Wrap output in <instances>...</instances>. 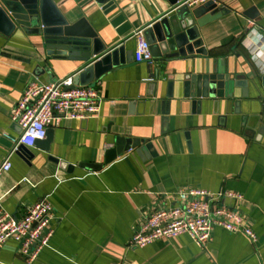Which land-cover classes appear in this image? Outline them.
Returning <instances> with one entry per match:
<instances>
[{"label": "crops", "instance_id": "obj_1", "mask_svg": "<svg viewBox=\"0 0 264 264\" xmlns=\"http://www.w3.org/2000/svg\"><path fill=\"white\" fill-rule=\"evenodd\" d=\"M53 1L70 22L86 18L108 48L125 44L133 51L136 30L172 7L169 0H115L116 7L106 12L96 0ZM217 3L231 11L200 29L208 55L150 66L133 54L93 82L103 98L99 114L57 120L48 127L53 131L49 149L26 146L33 158L13 150L21 127L12 120V110L29 81L75 75L85 63L52 59L41 35L0 31V165L9 155L12 162L0 174V206L21 217L46 200L56 219L54 236L35 261L28 262L11 240L0 247V264H264V102L254 88L245 98L235 87L232 96L194 103L181 84L187 74L204 71L206 62L213 67L218 61L231 73L264 68V40L259 39L264 36V0ZM252 9L258 14L253 19L245 14ZM156 69L157 84L152 78ZM118 138L143 140L144 149L124 150L106 163V152ZM183 187L243 194L241 208L258 242L217 226L204 246L187 233L130 246L141 212L172 203Z\"/></svg>", "mask_w": 264, "mask_h": 264}, {"label": "built area", "instance_id": "obj_2", "mask_svg": "<svg viewBox=\"0 0 264 264\" xmlns=\"http://www.w3.org/2000/svg\"><path fill=\"white\" fill-rule=\"evenodd\" d=\"M207 1L184 0V3L195 7ZM134 36L135 60L154 65L155 59L144 28L136 30ZM259 39L263 41L264 36L260 35ZM73 78L71 75L50 82L39 79L28 82L11 113L12 120L21 127L13 150H18L20 145L34 146L36 140L46 137L47 128L61 118L87 119L99 114L103 99L100 90L94 84L73 85ZM11 167L9 155L0 165V174ZM22 181L31 184L28 177ZM173 200L170 204L151 206L141 212L130 246L143 247L155 240L175 238L182 233L189 234L196 243L204 246L217 226L241 232L252 243L258 242V235L241 208L244 196L240 192L183 187L177 190ZM55 221L53 206L46 200L32 204L21 217L0 206V247L13 240L17 243L18 252L28 262H33L54 236Z\"/></svg>", "mask_w": 264, "mask_h": 264}, {"label": "water", "instance_id": "obj_3", "mask_svg": "<svg viewBox=\"0 0 264 264\" xmlns=\"http://www.w3.org/2000/svg\"><path fill=\"white\" fill-rule=\"evenodd\" d=\"M106 12L116 7L115 0H96ZM169 14L161 16L144 28L145 37L155 61L169 62L173 58L192 57L197 54L208 55L200 29L229 13L231 9L219 5L214 0L191 7L184 0H169ZM245 12L253 19L258 14ZM18 29L27 34H38L43 37L47 55L52 59L67 57L79 59L85 66L74 75L73 85H88L99 79L106 71L128 61L134 54L133 49H127L125 44L112 48L105 46L97 32L86 18L70 22L53 0H0V31L11 36ZM43 72L44 69L40 68ZM204 71L190 73L181 81L186 98H193L194 103H200L203 98L232 96V88H242V96H250V88L257 92V98L264 102V68L260 73H231L222 69L217 61L211 67L209 62L203 66ZM159 69L152 73L154 83L159 81ZM175 81H169V97L173 96ZM264 113V110H263ZM264 131V120L261 132ZM53 138L52 129L47 128L46 137L36 140L34 146L49 149ZM143 140L118 138L115 147L106 152V163L116 159L124 150L131 148L144 149ZM146 147L151 148L147 143ZM17 152H22L27 158H33V153L20 145ZM139 152V150H138ZM87 167L98 169L102 165L85 163Z\"/></svg>", "mask_w": 264, "mask_h": 264}]
</instances>
